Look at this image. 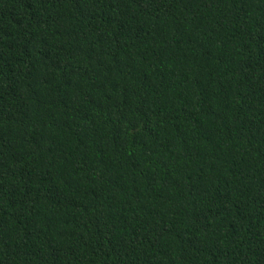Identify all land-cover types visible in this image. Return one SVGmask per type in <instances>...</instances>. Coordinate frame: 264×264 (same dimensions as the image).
<instances>
[{"label": "trees", "instance_id": "obj_1", "mask_svg": "<svg viewBox=\"0 0 264 264\" xmlns=\"http://www.w3.org/2000/svg\"><path fill=\"white\" fill-rule=\"evenodd\" d=\"M0 264H264V0H0Z\"/></svg>", "mask_w": 264, "mask_h": 264}]
</instances>
